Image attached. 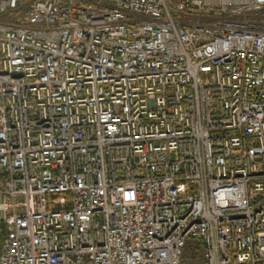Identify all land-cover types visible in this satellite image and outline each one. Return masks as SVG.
I'll return each mask as SVG.
<instances>
[{
  "label": "built area",
  "instance_id": "obj_1",
  "mask_svg": "<svg viewBox=\"0 0 264 264\" xmlns=\"http://www.w3.org/2000/svg\"><path fill=\"white\" fill-rule=\"evenodd\" d=\"M264 0H0V264H264Z\"/></svg>",
  "mask_w": 264,
  "mask_h": 264
},
{
  "label": "rangeland",
  "instance_id": "obj_2",
  "mask_svg": "<svg viewBox=\"0 0 264 264\" xmlns=\"http://www.w3.org/2000/svg\"><path fill=\"white\" fill-rule=\"evenodd\" d=\"M245 18L250 19L251 21H255L256 23H259L260 25H264V13H252ZM194 242H189L188 247H185L184 253H183V264H202V257L200 256V252L197 254H193L191 250V245Z\"/></svg>",
  "mask_w": 264,
  "mask_h": 264
}]
</instances>
